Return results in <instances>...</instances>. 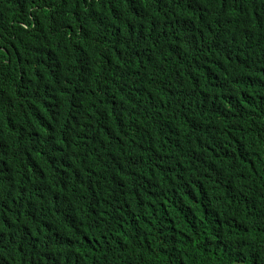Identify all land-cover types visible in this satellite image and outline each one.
Masks as SVG:
<instances>
[{"label":"trees","instance_id":"1","mask_svg":"<svg viewBox=\"0 0 264 264\" xmlns=\"http://www.w3.org/2000/svg\"><path fill=\"white\" fill-rule=\"evenodd\" d=\"M0 264H264V0H0Z\"/></svg>","mask_w":264,"mask_h":264}]
</instances>
